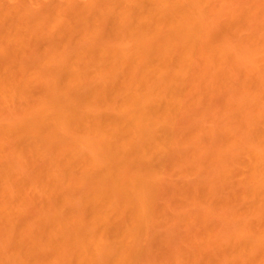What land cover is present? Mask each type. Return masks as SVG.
<instances>
[{
  "label": "bare ground",
  "instance_id": "6f19581e",
  "mask_svg": "<svg viewBox=\"0 0 264 264\" xmlns=\"http://www.w3.org/2000/svg\"><path fill=\"white\" fill-rule=\"evenodd\" d=\"M0 264H264V0H0Z\"/></svg>",
  "mask_w": 264,
  "mask_h": 264
}]
</instances>
